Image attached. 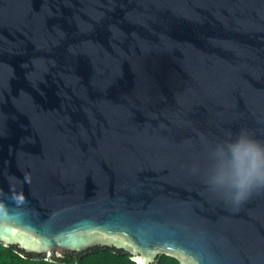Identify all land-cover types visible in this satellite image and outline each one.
Returning a JSON list of instances; mask_svg holds the SVG:
<instances>
[{"label": "water", "instance_id": "95a60500", "mask_svg": "<svg viewBox=\"0 0 264 264\" xmlns=\"http://www.w3.org/2000/svg\"><path fill=\"white\" fill-rule=\"evenodd\" d=\"M241 131L264 142V0H0L4 247L264 264V187L208 183Z\"/></svg>", "mask_w": 264, "mask_h": 264}, {"label": "clouds", "instance_id": "9594fccd", "mask_svg": "<svg viewBox=\"0 0 264 264\" xmlns=\"http://www.w3.org/2000/svg\"><path fill=\"white\" fill-rule=\"evenodd\" d=\"M211 154L217 161L208 175L214 191L239 204L254 187H264V142L247 131L215 144Z\"/></svg>", "mask_w": 264, "mask_h": 264}, {"label": "trees", "instance_id": "16d2710c", "mask_svg": "<svg viewBox=\"0 0 264 264\" xmlns=\"http://www.w3.org/2000/svg\"><path fill=\"white\" fill-rule=\"evenodd\" d=\"M25 255V257L22 256ZM0 264H137L129 254L110 248H96L82 254H68L62 259L55 256L26 254L17 247H4L0 243ZM156 264H181L177 259L161 255Z\"/></svg>", "mask_w": 264, "mask_h": 264}]
</instances>
